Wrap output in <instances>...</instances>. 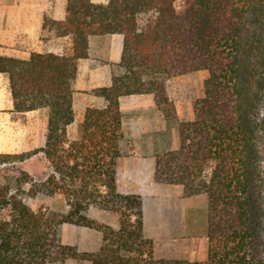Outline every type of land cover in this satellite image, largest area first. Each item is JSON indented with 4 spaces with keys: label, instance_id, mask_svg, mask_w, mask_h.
<instances>
[{
    "label": "trees",
    "instance_id": "obj_1",
    "mask_svg": "<svg viewBox=\"0 0 264 264\" xmlns=\"http://www.w3.org/2000/svg\"><path fill=\"white\" fill-rule=\"evenodd\" d=\"M67 0L63 20L45 26L67 36L60 51L29 58L0 54L17 111L43 110L48 129L43 150L52 165L44 180L26 176L29 195H64L66 212L35 210L8 185H0V264H264V0ZM247 25L251 31L246 33ZM122 33L121 61L110 85L93 92L106 105L89 106L70 139L75 120L74 82L89 56L92 35ZM205 69L204 96L195 117L179 121L180 146L157 154L155 180L180 184L184 196L207 193L208 257L158 258L144 233L143 198L122 193L117 166L122 155L120 98L153 94L167 120H178L168 80ZM32 150L1 153L0 165L25 160ZM96 207L118 221L92 217ZM102 232L95 251L62 241L60 225Z\"/></svg>",
    "mask_w": 264,
    "mask_h": 264
},
{
    "label": "crops",
    "instance_id": "obj_2",
    "mask_svg": "<svg viewBox=\"0 0 264 264\" xmlns=\"http://www.w3.org/2000/svg\"><path fill=\"white\" fill-rule=\"evenodd\" d=\"M66 5L67 0H0V54L29 58L33 52H57L69 46L67 36H58L53 28L44 25L46 17L65 19ZM89 44V56L80 59L74 82L76 117L68 126L72 140L79 137V125L87 107L106 105L105 99L93 90L111 84L116 70L113 63L122 58L124 35H92ZM120 108L123 137L117 166L119 191L142 196L144 233L153 239L158 258L205 260L209 243L208 197L203 193L184 196L182 185L155 180L157 154L180 146L179 122L167 120L150 93L122 96ZM47 129L45 111L15 109L9 75L0 71V152L38 150L46 143ZM8 165L36 180L46 179L53 170L43 150L0 167ZM92 211L95 213L92 216L100 217L98 208L92 207L90 215ZM83 235L86 240L82 239ZM62 237L64 243L77 244L86 250L99 249L103 241L101 231L71 223L62 225ZM85 263L92 264L89 260Z\"/></svg>",
    "mask_w": 264,
    "mask_h": 264
},
{
    "label": "rangeland",
    "instance_id": "obj_3",
    "mask_svg": "<svg viewBox=\"0 0 264 264\" xmlns=\"http://www.w3.org/2000/svg\"><path fill=\"white\" fill-rule=\"evenodd\" d=\"M184 4V0H178L176 2L177 8L181 9ZM252 26L247 25L246 33L251 31ZM208 70L201 69L192 71L186 74L178 75L172 77L168 80V93L170 98L174 101L177 112H178V120H170V121H181V120H192L195 117L193 103L194 100L204 96V81L208 77ZM260 112L264 114V104L260 108ZM163 113V112H162ZM180 117L182 119H180ZM192 117V119H188ZM13 163V162H12ZM10 164V163H9ZM27 173H18L17 169L12 165H8L6 167H0V185H8L11 187L12 192L19 194L24 198V200L32 206L35 210L42 209L45 212H66L67 211V202L62 194H56L53 196H49L43 193H39L37 195H29L27 191L31 187V184L26 182ZM201 194V193H200ZM207 197V193H203ZM197 195V194H196ZM257 201L259 203V207L261 209L262 215H264V194L257 195ZM208 208H209V199H208ZM100 217H95L101 219L103 221H107L118 227V221L111 215L102 212L99 209ZM95 214L94 211L91 212V216ZM94 217V216H92ZM64 224V223H63ZM60 225V233L62 236V225ZM72 224V223H71ZM76 225V224H75ZM208 225V218L206 217V226ZM72 235L71 232L69 233ZM83 240H86V236H82ZM63 241V237H62ZM64 242V241H63ZM76 245L81 251H95V250H86L77 244L66 243ZM97 250V249H96ZM69 264H86V260L69 258Z\"/></svg>",
    "mask_w": 264,
    "mask_h": 264
}]
</instances>
